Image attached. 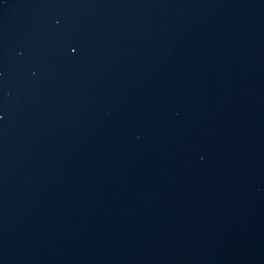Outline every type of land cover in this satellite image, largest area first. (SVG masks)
<instances>
[{"label": "water", "instance_id": "obj_1", "mask_svg": "<svg viewBox=\"0 0 264 264\" xmlns=\"http://www.w3.org/2000/svg\"><path fill=\"white\" fill-rule=\"evenodd\" d=\"M0 264H264V0H0Z\"/></svg>", "mask_w": 264, "mask_h": 264}]
</instances>
